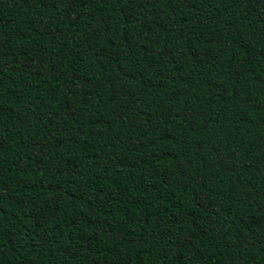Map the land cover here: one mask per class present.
I'll return each instance as SVG.
<instances>
[{"label":"trees","instance_id":"1","mask_svg":"<svg viewBox=\"0 0 264 264\" xmlns=\"http://www.w3.org/2000/svg\"><path fill=\"white\" fill-rule=\"evenodd\" d=\"M0 264H264V0H0Z\"/></svg>","mask_w":264,"mask_h":264}]
</instances>
